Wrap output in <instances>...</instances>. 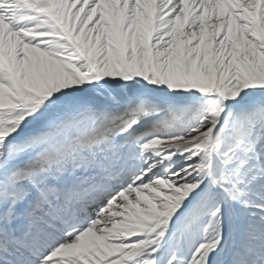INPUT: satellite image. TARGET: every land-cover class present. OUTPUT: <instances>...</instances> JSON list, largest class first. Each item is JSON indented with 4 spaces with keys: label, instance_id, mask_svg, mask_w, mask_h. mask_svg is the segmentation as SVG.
<instances>
[{
    "label": "snow or ice",
    "instance_id": "1",
    "mask_svg": "<svg viewBox=\"0 0 264 264\" xmlns=\"http://www.w3.org/2000/svg\"><path fill=\"white\" fill-rule=\"evenodd\" d=\"M0 264H264V0H0Z\"/></svg>",
    "mask_w": 264,
    "mask_h": 264
}]
</instances>
